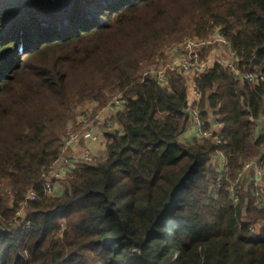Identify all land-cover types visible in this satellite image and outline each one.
<instances>
[{"label": "trees", "instance_id": "16d2710c", "mask_svg": "<svg viewBox=\"0 0 264 264\" xmlns=\"http://www.w3.org/2000/svg\"><path fill=\"white\" fill-rule=\"evenodd\" d=\"M216 28L240 69L264 72V0H0V264H264V206L244 186L234 203L210 165L223 153L234 181L264 151V80L200 74V118L221 129L184 143V79L142 77L165 43ZM114 94L127 105L106 156L45 196L75 109Z\"/></svg>", "mask_w": 264, "mask_h": 264}, {"label": "built area", "instance_id": "2783aa9c", "mask_svg": "<svg viewBox=\"0 0 264 264\" xmlns=\"http://www.w3.org/2000/svg\"><path fill=\"white\" fill-rule=\"evenodd\" d=\"M216 42L221 47L218 49L219 52L217 50L215 52H212L214 50L212 49L210 51V53L212 52L210 56H208L210 54L209 53L205 58L198 57L200 50L207 49L212 44H216ZM171 48H173L174 51L176 50L178 52V57L173 61V63L170 64L168 70L166 71L164 69V72L160 71V69L155 71L145 70L144 72H142V77H153L156 80L157 84L162 88H169V82L172 74H176L177 76L182 77L187 88V111L190 114V123L193 125L192 127L194 128L195 133H193L194 136H192L194 138L190 139V142H203L205 139H208L210 137L215 138V136H218V134L220 133L221 125L218 121H215L212 123L209 129H205L204 127L205 122L200 118L198 110V105L201 100V95L197 91L198 76L206 72L212 66L218 65L223 69L230 70L235 77L242 79V81H247L254 85H258L261 81L264 80V72H244L242 69H240L239 59L236 57L235 52L229 47L228 40L221 34V29L217 30L213 34H210L206 38L184 39L177 44H173ZM110 102L106 107L102 108V110L105 109L110 113L107 114L105 112L106 127L116 128L119 126V123L116 120V116L119 112H122L126 109L127 103L122 98H119V101L116 104H110ZM96 104L98 106V103ZM97 106L90 113L87 112V114H85L86 111H84L83 115L79 119H84L85 116H89L94 112L96 113L95 119L99 120L100 116H98L97 113L101 109H98L95 112ZM70 125L68 123V126L62 136L63 146L61 148L59 159L47 170H44L41 174L43 182V193L45 196L59 195L57 187L60 183L66 182L64 180L66 179L67 174L72 175L79 168L88 164H94V160H90V156H86L82 160L75 159L74 156H65L67 141H69V143H72L76 139L72 137L69 131L80 138L83 137V134L75 133L73 130H68L69 128H71ZM262 135H264V117L256 121V125L253 131L254 138H258ZM210 165H216V167H214L218 172L216 179L217 186L226 183L230 184L228 192L230 194L231 200L234 203L239 202V192L241 186H244V191L248 190L249 188L253 190L252 198L254 203L259 207L264 206V151H259L255 159L244 163L242 170L238 173L234 181L230 179L227 159L223 153L218 152L216 155H214L211 158ZM212 186H215V183H212ZM217 194L218 192L216 191L214 195L217 196ZM28 199H35L34 191L30 190L28 192ZM15 215L16 218L21 220V222L19 223L25 222L26 213L24 204L20 205V208L15 213ZM253 228L254 227H252V231Z\"/></svg>", "mask_w": 264, "mask_h": 264}, {"label": "rangeland", "instance_id": "374dc122", "mask_svg": "<svg viewBox=\"0 0 264 264\" xmlns=\"http://www.w3.org/2000/svg\"><path fill=\"white\" fill-rule=\"evenodd\" d=\"M217 30H220V29H216L213 33H215ZM213 33L211 32L210 34H213ZM184 39H192V37L184 36L181 38L173 39L170 42L165 43L161 47V49L154 56H152L150 58L148 65L142 70V72H144L145 70L155 71L158 69H160V71H162V72H164V69L167 71L168 68L170 67V64L173 63V61L178 57V52L176 50L174 51L173 48H171V46L173 44H177L178 42H180V40L182 41ZM221 45H223V44H221ZM219 48H221V47L216 42V44L215 43L212 44L211 46H209V48L200 50L198 57L199 58H205L210 53V51L212 49H214L212 52H215L216 50L219 52V50H218ZM206 51H207V54H206ZM211 53L208 56H210ZM138 76H140V73L138 74ZM114 95L115 96L110 95V96H113V98L111 100H109V102L113 100L112 102H110V104H116V103H118L119 98H122V96L120 94H114ZM87 98L89 100L92 99L90 97H87ZM94 102H97V101H95V100L94 101H92V100L87 101V103H84V105H83L84 107L75 109L76 110V112L74 111L75 117H71V120L69 122V125L71 123V125H70L71 128H69L68 130H73L75 133L83 134L82 135L83 137L80 138V137L76 136L75 134H72L69 131V133L72 135V137L76 138V139L72 143H69V141H67V145H66V149H65L66 150L65 156H67V157L74 156V158L78 159V160H82L84 157L90 156L91 157L90 160H94V164H97L103 157L106 156V148H105L106 135L111 134V133L118 131V130H122V128L119 126L116 128L115 127L114 128H107L106 127L105 109H103V110L101 109L97 113V115L100 116L99 120L95 119L96 113H95L94 117L92 116V114H90L89 116H85L84 119H79L83 115L84 111H86L85 114H87V112L90 113L93 109H95L97 104ZM189 127H191V125H189ZM63 134H64V132H63ZM188 143H191V142H188ZM94 164H92V165H94ZM211 166H213V165H211ZM214 166L216 167V165H214ZM74 175H75V173L72 175L67 174V177L64 181H67L68 179H70ZM6 187H7V182H4L0 186V194H1V192L4 193ZM244 188L245 187H243V191H244ZM253 226H254V228H253L252 233H258L260 230L258 227L260 225L257 224V225H253Z\"/></svg>", "mask_w": 264, "mask_h": 264}, {"label": "crops", "instance_id": "0c3cea01", "mask_svg": "<svg viewBox=\"0 0 264 264\" xmlns=\"http://www.w3.org/2000/svg\"><path fill=\"white\" fill-rule=\"evenodd\" d=\"M95 103V102H94ZM105 112L107 114H110L108 111L105 110ZM189 125H191V127H189ZM187 130L185 131V133L183 134V136L181 137V141H183L184 143H188L190 142V139H193L194 137V128L192 127L193 125L191 123H189ZM194 133V134H193ZM193 135V136H192ZM192 136V137H191ZM63 186H64V182L60 183L57 187L59 194L62 192L63 190ZM260 227V226H259Z\"/></svg>", "mask_w": 264, "mask_h": 264}]
</instances>
